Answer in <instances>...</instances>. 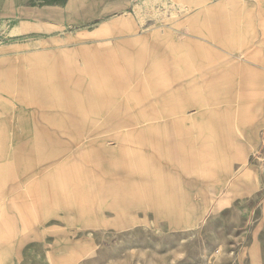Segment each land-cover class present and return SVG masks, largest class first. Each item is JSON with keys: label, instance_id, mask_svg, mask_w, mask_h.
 I'll list each match as a JSON object with an SVG mask.
<instances>
[{"label": "crops", "instance_id": "1", "mask_svg": "<svg viewBox=\"0 0 264 264\" xmlns=\"http://www.w3.org/2000/svg\"><path fill=\"white\" fill-rule=\"evenodd\" d=\"M144 1L0 0L19 32L0 60V171L74 183L69 223L193 229L209 167L229 174L264 139V0H168L186 12L151 29Z\"/></svg>", "mask_w": 264, "mask_h": 264}, {"label": "rangeland", "instance_id": "2", "mask_svg": "<svg viewBox=\"0 0 264 264\" xmlns=\"http://www.w3.org/2000/svg\"><path fill=\"white\" fill-rule=\"evenodd\" d=\"M134 9L143 29L170 24L186 12L168 0H145ZM259 145L237 155L238 164L223 177L209 167V179L218 183L210 213L204 223L181 231L144 218L102 224L96 215L93 222L69 223L74 183L68 190L67 182L4 181L1 170L0 263L264 264V139Z\"/></svg>", "mask_w": 264, "mask_h": 264}, {"label": "built area", "instance_id": "3", "mask_svg": "<svg viewBox=\"0 0 264 264\" xmlns=\"http://www.w3.org/2000/svg\"><path fill=\"white\" fill-rule=\"evenodd\" d=\"M8 32H9L8 23L0 21V46L3 45L5 40L11 38Z\"/></svg>", "mask_w": 264, "mask_h": 264}]
</instances>
